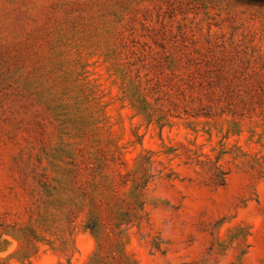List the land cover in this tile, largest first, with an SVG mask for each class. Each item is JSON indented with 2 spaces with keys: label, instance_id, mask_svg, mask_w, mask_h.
<instances>
[{
  "label": "rangeland",
  "instance_id": "rangeland-1",
  "mask_svg": "<svg viewBox=\"0 0 264 264\" xmlns=\"http://www.w3.org/2000/svg\"><path fill=\"white\" fill-rule=\"evenodd\" d=\"M0 264H264V0H0Z\"/></svg>",
  "mask_w": 264,
  "mask_h": 264
}]
</instances>
